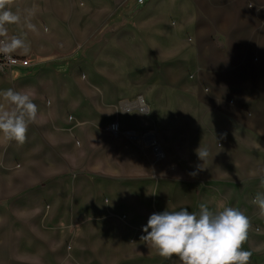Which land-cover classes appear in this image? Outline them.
<instances>
[{"label":"crops","instance_id":"0c3cea01","mask_svg":"<svg viewBox=\"0 0 264 264\" xmlns=\"http://www.w3.org/2000/svg\"><path fill=\"white\" fill-rule=\"evenodd\" d=\"M129 1L9 6L21 20L7 35L22 37L29 50L16 53L34 62L15 76L17 90L39 112L33 140L0 135V264H83L69 233L83 225L86 195L93 212L104 195L109 212L198 211L202 202L244 212L264 192V0ZM37 131L88 173L16 165L22 150L36 162Z\"/></svg>","mask_w":264,"mask_h":264},{"label":"clouds","instance_id":"9594fccd","mask_svg":"<svg viewBox=\"0 0 264 264\" xmlns=\"http://www.w3.org/2000/svg\"><path fill=\"white\" fill-rule=\"evenodd\" d=\"M11 4L12 0H0V54L6 60H11L18 50L24 53L29 50L22 37L7 35L6 25L21 20L10 10ZM27 27L35 30L31 23ZM38 112V106L28 93L13 88L0 91V135L7 142L26 143L29 125L36 122ZM196 154L204 160L208 151L200 146ZM261 185L264 186V178ZM251 203L264 217V192H257ZM251 229V219L241 209L234 206L212 209L202 202L198 211L184 207L151 214L142 228L146 234L140 239L161 258L175 257L180 264H250L252 252L244 245Z\"/></svg>","mask_w":264,"mask_h":264},{"label":"rangeland","instance_id":"374dc122","mask_svg":"<svg viewBox=\"0 0 264 264\" xmlns=\"http://www.w3.org/2000/svg\"><path fill=\"white\" fill-rule=\"evenodd\" d=\"M129 6H136L135 0H130ZM92 37V36H90ZM43 66V65H41ZM24 76V75H23ZM22 77V75H21ZM20 76L12 78L9 75L0 73V91L8 88L17 90L19 86ZM18 91V90H17ZM45 132H36V162L29 164L25 155L27 153L22 150L16 158V165L21 164L22 167L31 165L39 171L51 170L54 173L61 174L64 170L70 175H86L88 172L78 168L77 163H64L61 160L59 151L55 148H48L44 145ZM28 138L33 140V132L27 133ZM53 151L52 157H47ZM144 198L149 196H141ZM110 196H101L103 208L98 212L92 211V196L86 195L85 206L83 211L82 226L73 231L70 237L76 236V250L79 254V262L83 264H180L179 260L173 257L171 260H165L157 255L156 251L150 248L141 236L146 233L142 228L147 224L151 214L156 210L150 209L146 211H128L123 208L109 212L108 201ZM253 199V195H252ZM251 199V201H252ZM245 214L250 217L252 229L249 239L244 245L246 250L252 252L254 263L264 264V226L256 220L259 216L258 208L251 202L245 205ZM71 214V212H69ZM110 214L113 218H106ZM98 221V222H97ZM100 226L95 228L97 223ZM97 225V226H98ZM95 226V227H94ZM259 229V231H257ZM101 239L100 246L96 247L95 239ZM253 259V258H252ZM252 261V260H251Z\"/></svg>","mask_w":264,"mask_h":264},{"label":"built area","instance_id":"2783aa9c","mask_svg":"<svg viewBox=\"0 0 264 264\" xmlns=\"http://www.w3.org/2000/svg\"><path fill=\"white\" fill-rule=\"evenodd\" d=\"M137 6L144 5L148 0H135ZM34 68V62L26 56L19 55L17 53L12 54L11 60H6L5 57L0 54V73L4 75H9L15 78L17 75L26 73L29 69ZM112 133L117 134L120 131V126L118 122H113L108 127ZM153 149L156 153V160L162 159L164 157V152L161 150L160 146L153 142Z\"/></svg>","mask_w":264,"mask_h":264}]
</instances>
